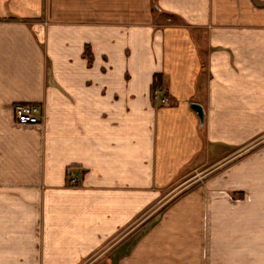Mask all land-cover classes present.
Segmentation results:
<instances>
[{"label":"crops","instance_id":"obj_1","mask_svg":"<svg viewBox=\"0 0 264 264\" xmlns=\"http://www.w3.org/2000/svg\"><path fill=\"white\" fill-rule=\"evenodd\" d=\"M0 264H264V0H0Z\"/></svg>","mask_w":264,"mask_h":264},{"label":"built area","instance_id":"obj_2","mask_svg":"<svg viewBox=\"0 0 264 264\" xmlns=\"http://www.w3.org/2000/svg\"><path fill=\"white\" fill-rule=\"evenodd\" d=\"M158 89L155 90L154 95L158 93ZM168 102L167 98H162L160 103L165 104ZM13 115L17 123L21 125H34L39 123L43 116L41 114L40 107L37 105H14L13 106ZM77 179L72 177L69 180L71 186H77Z\"/></svg>","mask_w":264,"mask_h":264},{"label":"water","instance_id":"obj_3","mask_svg":"<svg viewBox=\"0 0 264 264\" xmlns=\"http://www.w3.org/2000/svg\"><path fill=\"white\" fill-rule=\"evenodd\" d=\"M190 108L195 112V114L197 115L199 122H200V126H203L204 123V111H203V107L199 104L193 103L190 105Z\"/></svg>","mask_w":264,"mask_h":264},{"label":"trees","instance_id":"obj_4","mask_svg":"<svg viewBox=\"0 0 264 264\" xmlns=\"http://www.w3.org/2000/svg\"><path fill=\"white\" fill-rule=\"evenodd\" d=\"M159 80L160 79L158 77L155 79V82H154V85H153V90L160 88Z\"/></svg>","mask_w":264,"mask_h":264},{"label":"rangeland","instance_id":"obj_5","mask_svg":"<svg viewBox=\"0 0 264 264\" xmlns=\"http://www.w3.org/2000/svg\"><path fill=\"white\" fill-rule=\"evenodd\" d=\"M144 221V220H143ZM122 235H124L125 236V232L124 233H122L121 235H119V237H121Z\"/></svg>","mask_w":264,"mask_h":264}]
</instances>
